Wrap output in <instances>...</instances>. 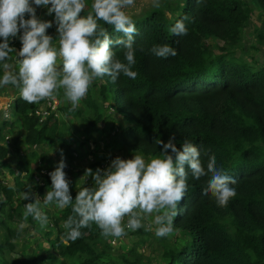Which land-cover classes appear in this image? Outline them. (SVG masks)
<instances>
[{
  "label": "trees",
  "instance_id": "obj_1",
  "mask_svg": "<svg viewBox=\"0 0 264 264\" xmlns=\"http://www.w3.org/2000/svg\"><path fill=\"white\" fill-rule=\"evenodd\" d=\"M256 1L264 12V0ZM85 2L87 7L81 15L90 11L92 0ZM160 4L159 8L150 4L129 13L138 32L134 37L136 63L133 66L137 78L133 80L122 74L116 82L108 76L102 78L104 82L97 90L101 101L90 87L75 111H69L71 104L62 99L63 90H60L58 110L75 119L83 135L81 142L92 133L113 130L114 140L121 145L146 157H159L161 146L155 143L156 139L166 143L175 135L178 147L187 141L198 148L205 170L209 157L214 155L217 168H223L236 180L230 185L236 195L221 207L210 193L203 194L210 176L196 180L188 170L187 192L173 224L182 237L177 245L160 246L165 264H264V62L236 55L231 49L241 36L248 14L241 0H160ZM178 20H184L187 35L176 36L169 32ZM99 23L112 39L123 37L112 26ZM53 28L48 29L49 35ZM257 36L264 42V32ZM208 38L220 40L221 44L214 45ZM164 44L174 48L176 56L165 59L151 53L153 46ZM10 46L15 49L11 40ZM113 50L116 58L126 63L125 48L114 45ZM10 57L6 62L13 71H18L13 53ZM3 71L0 64V77ZM4 88L15 95L14 117L0 122V163L14 152L19 158L18 171L25 174L15 177L14 185L0 186V209H4L6 203L20 202L17 192H25L27 187H31L33 193L31 201L36 199L34 190L37 194H46L51 178H47L42 169L52 172L57 165L47 148L56 147L65 153L69 163L76 158L72 152L77 150L66 142L68 132L61 115L51 113L39 121L29 112L37 104L22 100L12 85ZM105 102L111 110L105 111ZM4 129L12 134L8 142ZM33 145L44 146L36 149ZM99 154V150L95 151V155ZM101 162L91 161L87 169L95 172ZM35 172L46 184L35 181ZM89 178L82 183L70 181L73 200L79 190L93 186V179ZM23 204L25 206V201ZM51 207L57 230L47 232L45 255L23 254L24 264L142 262L135 248L112 258L111 245L104 241L95 224L81 229L82 235L76 241L63 243L61 236L66 230L62 225L72 215V208L69 205L59 209L54 204ZM7 214L15 216L12 209H8ZM4 223L6 221L0 218V226ZM7 227L8 235L15 236L17 231L8 224ZM164 239L159 238V241ZM7 242L12 246L8 239ZM0 262L5 264L2 258Z\"/></svg>",
  "mask_w": 264,
  "mask_h": 264
},
{
  "label": "clouds",
  "instance_id": "obj_2",
  "mask_svg": "<svg viewBox=\"0 0 264 264\" xmlns=\"http://www.w3.org/2000/svg\"><path fill=\"white\" fill-rule=\"evenodd\" d=\"M135 4L136 0H92L90 11L81 15L87 7L85 0H0V38L3 41L0 42V64L4 70L0 77V122L8 120V108L15 98L14 93L4 91L7 85L14 86L19 97L28 104L55 101L63 90L64 98L71 104L69 111H75L97 79L108 76L116 82L122 74L135 80L138 73L133 70L136 63L134 37L138 32L127 11ZM152 6L159 8L160 0H152ZM38 7L47 8L49 16L54 14L58 33L55 40L48 34L53 21L38 18ZM101 21L123 37L112 39L107 29L100 25ZM169 32L184 36L188 29L184 20H178ZM18 35L22 47L17 52L10 46V40ZM114 45L125 48L126 63L116 58ZM150 51L165 59L177 54L167 44L153 46ZM10 53H13L18 71H13L6 62L11 59ZM36 106L29 112L38 118L34 113ZM5 138L8 142L9 134H5ZM175 139V135L166 143L156 139L155 143L161 146L159 157L146 160L140 154L131 159L118 156L107 169L98 168L95 172L86 169L85 176L92 177L94 184L79 190L75 200L70 193V181L65 172L67 164L61 153V160L47 174L51 187L43 196V206L54 204L65 209L71 205L72 215L62 225L66 230L61 236L62 242L76 241L82 235L81 229L93 224L105 238L126 236V229L151 231L153 225L158 238L171 236L174 217L187 192L188 170L196 180L210 176L203 194L210 193L219 206H226L236 195L235 188L230 186L236 180L223 168H217L214 155L209 157L205 170L198 148L187 141L178 147ZM23 174L25 171L21 172ZM34 177L37 183L46 184L37 172ZM32 196L31 189L22 193L25 200L23 220L32 217L45 228L49 221L42 211L41 201L36 196L34 203L26 201ZM149 217H152L151 222L143 223ZM24 227V223L19 225L20 230Z\"/></svg>",
  "mask_w": 264,
  "mask_h": 264
},
{
  "label": "rangeland",
  "instance_id": "obj_3",
  "mask_svg": "<svg viewBox=\"0 0 264 264\" xmlns=\"http://www.w3.org/2000/svg\"><path fill=\"white\" fill-rule=\"evenodd\" d=\"M136 2L137 3L134 7L127 10L129 13L137 12L141 7H146L152 4V0H136ZM241 2L248 14V18L246 24L242 28L241 36L237 44L235 46L232 45L231 49L236 55L246 56V58L252 61L264 62V42L261 41L260 37L257 36L258 33L264 32V12L262 11L256 0H241ZM37 16L42 20L50 19L51 21H53L54 28L51 32V35L54 37V40L58 38V33L56 30L57 25L55 24L54 16L47 15V8L38 7ZM208 40L214 45L221 44V41L217 39L208 38ZM57 63L60 62L58 61ZM101 82H104L103 79H97L91 85L92 93L100 101L102 97H99L97 90L99 89V85ZM0 90H2V88H0ZM4 91H6V89ZM9 91L12 92L11 90ZM59 98L57 97L60 104ZM62 99L65 100L64 95L62 96ZM106 103L107 102H105V104ZM105 104V111L111 110V108L108 107V103L107 105ZM8 110L10 113L8 120L11 121L14 117L12 102L10 103ZM57 115H61V117L64 118V123L67 129L66 131L68 132L65 137L66 142L71 143L73 147L77 148V150H74L72 152V154L76 156V158L70 160L71 163H69V181H75L77 183H82V181L88 182L90 178L88 176H85V170L87 169V164L91 161L102 160L101 164H98L97 169H107L110 166L111 161L118 156L123 159H131L134 157V155L140 154L131 147L127 145H121L120 143L116 142L114 140L115 135L112 133L113 130H109L107 133L103 134H101L100 131L92 133L86 141L81 142L83 139V135L81 130L78 128L75 119L69 116H65L64 113L62 114L60 112V110L58 111ZM1 119L2 117L0 116V120ZM18 130L19 133L22 134L23 129L20 127ZM108 133L110 134L107 136ZM4 134H9L10 136L12 135L7 131V129H4ZM19 136L21 135L19 134ZM105 141L108 142V145L105 144ZM42 146H36V149L42 148ZM23 150L24 149L21 148L20 152L22 153ZM98 150L100 154L97 156L95 155V151ZM48 151H51L50 153L53 156V159L57 162L56 159L60 157L61 152H59L56 147L47 148V152ZM65 156L66 154L63 153V158H65ZM144 157L146 160L149 158L146 156ZM18 160L19 158L16 157V154L14 152H12L4 158V161L0 163V186L14 185L15 177L21 176V173L20 171H18V168L16 166ZM91 181L94 183L93 180ZM27 188L28 190L31 189V187ZM22 193H24V191L17 192V194L21 196L20 202H16L14 205L6 203L4 209H0V218H3L8 226L14 228L17 231L15 236H11L8 235V227L6 223L0 226V258L5 261V264H24L21 259L22 255L26 253L29 254L33 252L38 254L39 256L45 255V247L47 244L45 241V237L47 235V232L52 231V233H55L57 230L53 219L54 215L52 216V207L43 206L44 195L40 197L35 193L37 199L41 201L42 211H44V213L48 217L49 226L47 225L45 228H41L40 224L33 220L32 217H29L27 221L23 220V212L25 210L23 202L25 200L22 198ZM26 201L34 203L35 199L33 201ZM8 209L13 210V213L15 214L14 217L8 216ZM151 220L152 217H149L148 219L144 220L143 223L148 224L151 222ZM126 222L127 217L125 218V223ZM21 223L25 224V227L22 230H20L19 228V225ZM139 230L141 231L136 232L126 229V236H123L121 238H104V241L111 245L110 253L112 254V258L116 259L114 255L120 254L121 252H127L128 250L135 248L136 252L139 255L141 254L142 262L140 264H165L166 259L161 255L163 247L161 248L160 246L162 244L177 245L180 238L182 237L181 231L179 229H175L171 236L165 237L164 241H159V238L155 235V225H153V230L151 231H145L144 228H141ZM7 239L12 243V246L7 242Z\"/></svg>",
  "mask_w": 264,
  "mask_h": 264
},
{
  "label": "built area",
  "instance_id": "obj_4",
  "mask_svg": "<svg viewBox=\"0 0 264 264\" xmlns=\"http://www.w3.org/2000/svg\"><path fill=\"white\" fill-rule=\"evenodd\" d=\"M22 34V32H21ZM14 45H15V49L17 50V52L19 51V49L22 47L21 41L19 39V35L17 36V38H14L11 40ZM14 56L16 59V54L14 52ZM58 99L56 97L55 101H49V100H43L41 101L39 104H37V106L34 108V113L38 116V119L40 121L44 120L45 118H47L51 113H54L55 116H57L58 113ZM67 164V167L65 168V172L68 174V172L70 171V166H69V162L67 161V158H64ZM61 160V158L59 157L57 162H59ZM43 172H45L46 174L49 175L50 171L46 170V169H42Z\"/></svg>",
  "mask_w": 264,
  "mask_h": 264
}]
</instances>
